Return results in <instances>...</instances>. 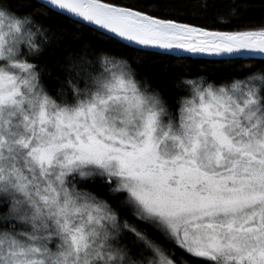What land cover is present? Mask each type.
<instances>
[{
    "label": "snow or ice",
    "instance_id": "1",
    "mask_svg": "<svg viewBox=\"0 0 264 264\" xmlns=\"http://www.w3.org/2000/svg\"><path fill=\"white\" fill-rule=\"evenodd\" d=\"M0 264H264V0H0Z\"/></svg>",
    "mask_w": 264,
    "mask_h": 264
},
{
    "label": "trees",
    "instance_id": "2",
    "mask_svg": "<svg viewBox=\"0 0 264 264\" xmlns=\"http://www.w3.org/2000/svg\"><path fill=\"white\" fill-rule=\"evenodd\" d=\"M184 2L189 5L191 10L198 4L204 3L205 0H184ZM207 2L209 4L214 3L217 10L223 12L226 10V6L230 3V0H207ZM254 2L258 4L259 0H254ZM59 30L64 33V39L68 46L73 45L79 36V33L71 26H61ZM140 56L141 73L161 87L170 84L174 77L183 70L191 73L206 74L210 78L227 75L230 71L223 64L208 59L198 60L194 58L192 61L178 62L172 57L152 52H144Z\"/></svg>",
    "mask_w": 264,
    "mask_h": 264
}]
</instances>
